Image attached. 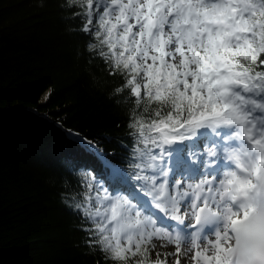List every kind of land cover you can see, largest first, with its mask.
Masks as SVG:
<instances>
[{
	"label": "snow or ice",
	"instance_id": "snow-or-ice-1",
	"mask_svg": "<svg viewBox=\"0 0 264 264\" xmlns=\"http://www.w3.org/2000/svg\"><path fill=\"white\" fill-rule=\"evenodd\" d=\"M66 6L81 9V30L96 41L89 51L125 77L115 91L135 97L129 128L143 145L131 191H120L122 169L109 171L107 187L81 170L85 242L114 261L146 256L161 240L175 245L176 264L193 250L194 264H264V0ZM77 140L104 158L95 141Z\"/></svg>",
	"mask_w": 264,
	"mask_h": 264
},
{
	"label": "trees",
	"instance_id": "trees-1",
	"mask_svg": "<svg viewBox=\"0 0 264 264\" xmlns=\"http://www.w3.org/2000/svg\"><path fill=\"white\" fill-rule=\"evenodd\" d=\"M79 11L66 0H0V264H136L151 251L108 258L85 242L90 222L75 209L82 169L106 187L114 165L135 185L143 147L129 128L135 97L116 93L125 77L89 51L96 41Z\"/></svg>",
	"mask_w": 264,
	"mask_h": 264
},
{
	"label": "rangeland",
	"instance_id": "rangeland-1",
	"mask_svg": "<svg viewBox=\"0 0 264 264\" xmlns=\"http://www.w3.org/2000/svg\"><path fill=\"white\" fill-rule=\"evenodd\" d=\"M153 243L156 245V248L150 251L147 261H142V264H158V262L159 264H176L178 257L176 255H168L170 253L176 252L175 245L169 244L165 247H161V244L164 243L161 240H154ZM183 249L186 250L185 244L183 245ZM157 253L160 255L158 256ZM181 255L179 260L182 262ZM135 262L136 264H140L141 260L136 258ZM182 264H194V262L192 261L191 257L188 256L187 259L182 262Z\"/></svg>",
	"mask_w": 264,
	"mask_h": 264
},
{
	"label": "bare ground",
	"instance_id": "bare-ground-1",
	"mask_svg": "<svg viewBox=\"0 0 264 264\" xmlns=\"http://www.w3.org/2000/svg\"><path fill=\"white\" fill-rule=\"evenodd\" d=\"M191 246L188 244V243H186L185 244V248H186V250L187 249H189ZM158 251V250H157ZM192 255H194V250L193 251H189L188 253H187V255H181V260H182V262H184L185 261V259H187V257L188 256H190V257H192ZM179 262H180V264H182V262L179 260Z\"/></svg>",
	"mask_w": 264,
	"mask_h": 264
}]
</instances>
